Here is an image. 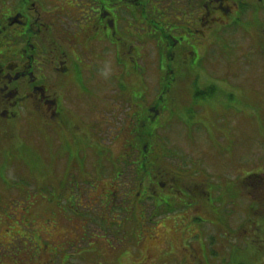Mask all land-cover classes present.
<instances>
[{
  "label": "rangeland",
  "instance_id": "rangeland-1",
  "mask_svg": "<svg viewBox=\"0 0 264 264\" xmlns=\"http://www.w3.org/2000/svg\"><path fill=\"white\" fill-rule=\"evenodd\" d=\"M37 2L39 22H54L62 51L76 59L62 44L73 34L57 30L55 15L73 16L77 9L67 0ZM135 2L142 5L134 32H145L144 5L167 32L175 27L177 16L167 14L172 0L150 8L146 0H123ZM243 17L241 27L234 20L231 28L213 36L204 31L206 39L176 50L177 59L187 52L205 56L210 48L201 72H188L187 63L175 74L159 70V50L167 43L132 37V47L125 44L132 56L119 55L123 67L110 56L105 76L88 78L91 90L83 99L71 76L58 77L51 110L32 105L22 115L0 117V264H264V12ZM179 25L183 36L187 25ZM198 80L233 96L221 97L200 120L187 109ZM119 83L145 98L117 97ZM10 99L8 110L16 96ZM142 150L154 160L138 176L133 165ZM186 179L202 189L184 206L155 210L151 200L138 201L153 183L159 190L162 184L185 189Z\"/></svg>",
  "mask_w": 264,
  "mask_h": 264
},
{
  "label": "flooded vegetation",
  "instance_id": "flooded-vegetation-1",
  "mask_svg": "<svg viewBox=\"0 0 264 264\" xmlns=\"http://www.w3.org/2000/svg\"><path fill=\"white\" fill-rule=\"evenodd\" d=\"M37 1L2 0L0 3V48L3 47L5 51L0 52V94L3 93L0 97V104L2 103L4 106L0 112L2 119L22 115V109L31 111L30 106L32 105H37L44 113L47 108L51 110L58 97L55 86L51 83L52 80L58 81V77L71 76L72 87L79 91V96L81 93L87 94L90 89L88 78L90 81L101 76L104 77L110 56L115 57L118 67L124 65L118 59L119 55L120 57L132 56L131 50L127 48L132 47L130 45L132 37L138 39L139 43L146 39L157 41L160 44L167 43L168 50L164 46L159 50V56H161L159 69L162 68L164 71L165 67L166 71L175 74L179 71L178 67L183 68V64L187 63L188 72L197 73L196 70L201 72L205 68L206 61L212 55H210V48H206L205 56L187 52L177 59L176 50L185 46L186 43L189 45L192 40L206 39L207 34L204 31H208L213 36L219 34L223 29L232 27L236 20V17L233 19V15H238L242 7H250L253 12L258 14L264 12V4L256 3L253 0H172L174 6L167 11V14L177 16V20L173 22L175 27L167 32L159 20H153L148 15L147 7L144 5L143 12L140 11V13L146 15L144 17L147 25L143 21L145 32L139 34L133 29L136 28L137 21L141 19L137 11L138 7L140 8L142 5L140 2L132 3V5L123 4V0H73V2L67 0L73 5V9H77V13L73 16L63 14L55 16L59 21L56 23L57 30L59 29L60 32L66 30L73 34L71 40L62 43L70 45L69 50L73 48L77 52L76 59L68 60L67 54L62 51L59 39L53 35L52 28L55 23H48V27L43 24L44 22H39L41 12L39 13L40 6ZM156 1L161 0H146V4L150 8ZM82 8L83 11L80 10ZM131 20H135L136 24ZM72 22L80 24L77 26ZM179 23L187 25V31L183 36L179 35L180 28H183ZM43 27L48 31L44 33ZM149 28L150 31H148ZM80 33L85 34V37L78 41ZM98 44L101 45L98 46ZM125 44L128 46L126 47ZM92 48H95V51ZM123 50L124 53L121 52ZM8 51L10 53H7ZM139 51L141 52L142 48H139ZM11 52L13 53L11 54ZM142 58L139 59L142 60ZM47 72H50V75H47ZM15 87L14 92H11V89ZM70 88L67 87V89ZM118 91L115 95L120 98L123 95L120 94L123 90ZM128 92L132 100L136 98L135 92ZM13 96H16V99L9 103L10 112L7 109L6 101L8 102L10 97L12 100ZM83 98L79 97V99ZM53 112L55 114V111ZM155 112L157 117L160 110L155 108ZM148 119L149 130H155L157 123L152 122L153 117H148ZM132 158L133 154H130L128 160ZM153 160V153H148L147 150H142L140 154H137L136 161L140 167L147 166ZM181 175L176 179L182 180L183 175ZM185 181L187 183L184 186L185 189L177 184L174 185L176 188L171 184H162V189L159 190L153 183L155 185L152 186L153 189L145 187L138 194L140 198L138 201H143L142 197L144 199L152 198L154 209L162 204L184 206L186 199H191L196 195L200 196L198 190L202 189V187L198 188V185H190L195 182L193 179ZM140 188L141 186H138V189ZM176 191L179 192L178 194L183 192V198L176 199ZM173 198L175 201L172 204ZM194 202L197 204L200 199Z\"/></svg>",
  "mask_w": 264,
  "mask_h": 264
},
{
  "label": "trees",
  "instance_id": "trees-1",
  "mask_svg": "<svg viewBox=\"0 0 264 264\" xmlns=\"http://www.w3.org/2000/svg\"><path fill=\"white\" fill-rule=\"evenodd\" d=\"M169 74L170 73H168V75H167V77H169ZM173 81H174V79H173V77H171V83L170 84H172L173 83ZM164 84H167V81H166V83L165 82H163ZM198 85H199V83H198ZM160 87H161V91L163 92V87L160 85ZM162 94V93H161ZM190 95H193V97H195L196 99H195V101L197 100V99H200V97L203 95V94H207V95H209L210 93H202L201 91H200V89H199V86H197V88L195 89V91H193V92H190L189 93ZM161 96V95H160ZM160 96H159V98H160ZM196 104H198V102H196ZM167 120H169V118H167ZM139 194V193H138Z\"/></svg>",
  "mask_w": 264,
  "mask_h": 264
}]
</instances>
